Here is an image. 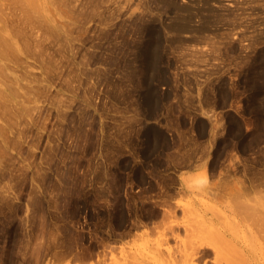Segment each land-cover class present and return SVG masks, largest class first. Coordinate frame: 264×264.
Segmentation results:
<instances>
[{
    "label": "rangeland",
    "instance_id": "rangeland-1",
    "mask_svg": "<svg viewBox=\"0 0 264 264\" xmlns=\"http://www.w3.org/2000/svg\"><path fill=\"white\" fill-rule=\"evenodd\" d=\"M28 1L0 264H264V0Z\"/></svg>",
    "mask_w": 264,
    "mask_h": 264
},
{
    "label": "bare ground",
    "instance_id": "bare-ground-1",
    "mask_svg": "<svg viewBox=\"0 0 264 264\" xmlns=\"http://www.w3.org/2000/svg\"><path fill=\"white\" fill-rule=\"evenodd\" d=\"M31 1V0H30ZM30 1H28V2H30ZM11 4V3H10ZM29 5L31 4V5H33V3H28ZM30 5V6H31ZM2 8H3V5L1 6ZM30 8V7H29ZM29 10H31L32 11V9H29ZM0 13H2L3 14V16L5 15V13H3V12H0ZM2 14H0V15H2ZM2 17V16H1ZM3 18V17H2ZM14 18V17H13ZM27 18V17H26ZM5 20V19H4ZM1 21V20H0ZM5 21H7V20H5ZM27 21V20H26ZM7 22H10V21H7ZM5 25V24H4ZM6 25H8V24H6ZM3 26V23H2V26H0V29H2L1 31L3 32V33H1V31H0V58H1V60L3 59H8V54L10 53H8V51H9V49L11 48V47H14V46H16V44H15V42L13 41V40H11V37L9 38L8 36L7 37H5L4 35V33H6V31H7V26ZM11 25V23L8 25V26H10ZM13 25V24H12ZM18 25V24H17ZM16 26V25H15ZM11 27H13V26H11ZM10 28V27H9ZM4 34V35H3ZM11 34V33H10ZM11 36V35H10ZM12 38H13V36H12ZM12 43V44H11ZM14 45V46H13ZM15 48V47H14ZM10 50H12L13 51V49H10ZM14 51H16V49L14 50ZM12 55V54H11ZM10 56V55H9ZM11 57V56H10ZM5 59V60H6ZM0 60V74H1V76H3L4 77V73H5V71H6V65L5 64H3V62ZM5 76H6V73H5ZM3 77H1V79L3 78ZM0 79V82L2 83V80H4V79H2L1 80ZM4 83V86H7V84L5 85V82H3ZM6 90L5 89H3L2 87H0V103H2L3 102V100L4 99H6ZM3 113L5 114V110L3 111ZM0 114H1V112H0ZM5 131H8L7 130V126H1L0 125V135H4L5 134ZM10 146H11V144L6 140V143H0V150H2V149H9L10 148ZM246 191V190H245ZM242 192V191H241ZM243 194V193H242ZM168 213H172V212H168ZM166 216V215H165ZM174 231V230H173ZM172 231V232H173ZM174 236V235H173ZM202 244V243H201ZM200 244V245H201ZM207 244H209V243H207ZM202 246V245H201ZM201 246H198L199 248H203V246L201 247ZM208 248H206L205 246V248H203V249H198V248H196V249H192V250H194L193 252H192V254L194 255V257L196 256L197 258H202V257H204V256H207L208 255V253H209V250H212L211 248H209V245H206ZM212 247V246H211ZM168 253L170 254V251H171V254L173 253L172 252V250H170V248L168 249ZM193 255H192V258H194L193 257ZM168 256V255H167ZM185 256V255H184ZM169 257V256H168ZM196 257H195V259H196ZM170 259H172V257L170 258ZM174 259H176L177 260V258H175V253H174ZM205 259V258H204ZM175 260V261H176ZM197 260V259H196ZM171 262H174L173 260L171 261Z\"/></svg>",
    "mask_w": 264,
    "mask_h": 264
}]
</instances>
